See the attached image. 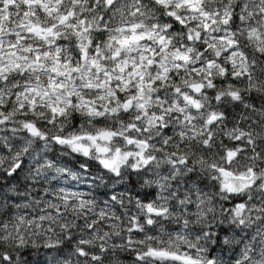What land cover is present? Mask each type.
Segmentation results:
<instances>
[{
  "label": "clouds",
  "instance_id": "clouds-1",
  "mask_svg": "<svg viewBox=\"0 0 264 264\" xmlns=\"http://www.w3.org/2000/svg\"><path fill=\"white\" fill-rule=\"evenodd\" d=\"M0 264H264V0H0Z\"/></svg>",
  "mask_w": 264,
  "mask_h": 264
}]
</instances>
